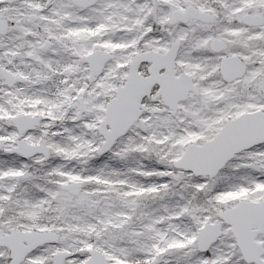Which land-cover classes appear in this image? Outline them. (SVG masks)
Returning <instances> with one entry per match:
<instances>
[{
  "label": "snow or ice",
  "instance_id": "snow-or-ice-1",
  "mask_svg": "<svg viewBox=\"0 0 264 264\" xmlns=\"http://www.w3.org/2000/svg\"><path fill=\"white\" fill-rule=\"evenodd\" d=\"M0 264H264V0H0Z\"/></svg>",
  "mask_w": 264,
  "mask_h": 264
}]
</instances>
